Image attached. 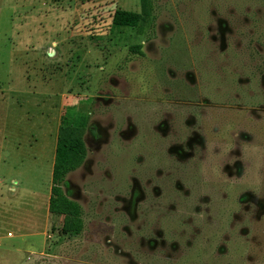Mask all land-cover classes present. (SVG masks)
<instances>
[{
  "label": "rangeland",
  "instance_id": "1",
  "mask_svg": "<svg viewBox=\"0 0 264 264\" xmlns=\"http://www.w3.org/2000/svg\"><path fill=\"white\" fill-rule=\"evenodd\" d=\"M0 264H264V0H0Z\"/></svg>",
  "mask_w": 264,
  "mask_h": 264
},
{
  "label": "trees",
  "instance_id": "2",
  "mask_svg": "<svg viewBox=\"0 0 264 264\" xmlns=\"http://www.w3.org/2000/svg\"><path fill=\"white\" fill-rule=\"evenodd\" d=\"M142 13L128 10H117L114 15V24L119 27L137 28L142 22ZM142 45L130 47L132 53L143 55ZM88 116L80 113L75 123L67 121L64 116L59 129L56 158L53 168V185L63 188L65 194L71 198L72 189L68 176L80 169L88 157V148L85 141ZM85 228L81 215H67L64 218L61 232L65 236H79Z\"/></svg>",
  "mask_w": 264,
  "mask_h": 264
},
{
  "label": "built area",
  "instance_id": "3",
  "mask_svg": "<svg viewBox=\"0 0 264 264\" xmlns=\"http://www.w3.org/2000/svg\"><path fill=\"white\" fill-rule=\"evenodd\" d=\"M9 236H12V234H9Z\"/></svg>",
  "mask_w": 264,
  "mask_h": 264
},
{
  "label": "flooded vegetation",
  "instance_id": "4",
  "mask_svg": "<svg viewBox=\"0 0 264 264\" xmlns=\"http://www.w3.org/2000/svg\"><path fill=\"white\" fill-rule=\"evenodd\" d=\"M72 196H73V193H72Z\"/></svg>",
  "mask_w": 264,
  "mask_h": 264
},
{
  "label": "crops",
  "instance_id": "5",
  "mask_svg": "<svg viewBox=\"0 0 264 264\" xmlns=\"http://www.w3.org/2000/svg\"><path fill=\"white\" fill-rule=\"evenodd\" d=\"M56 158V157H55Z\"/></svg>",
  "mask_w": 264,
  "mask_h": 264
}]
</instances>
